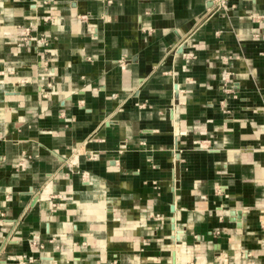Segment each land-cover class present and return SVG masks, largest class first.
<instances>
[{"label": "crops", "instance_id": "1", "mask_svg": "<svg viewBox=\"0 0 264 264\" xmlns=\"http://www.w3.org/2000/svg\"><path fill=\"white\" fill-rule=\"evenodd\" d=\"M225 4L0 0V264H264V0Z\"/></svg>", "mask_w": 264, "mask_h": 264}, {"label": "water", "instance_id": "2", "mask_svg": "<svg viewBox=\"0 0 264 264\" xmlns=\"http://www.w3.org/2000/svg\"><path fill=\"white\" fill-rule=\"evenodd\" d=\"M180 49H182V47L179 48V50ZM231 213H234V212H231ZM238 215H239V213H238ZM171 227H172V229L174 228V217H171ZM175 240H176V238L173 236L172 237L173 243H175ZM172 264H179L178 262L175 261V252L174 251H172Z\"/></svg>", "mask_w": 264, "mask_h": 264}, {"label": "built area", "instance_id": "3", "mask_svg": "<svg viewBox=\"0 0 264 264\" xmlns=\"http://www.w3.org/2000/svg\"><path fill=\"white\" fill-rule=\"evenodd\" d=\"M218 7H226L225 0H217Z\"/></svg>", "mask_w": 264, "mask_h": 264}, {"label": "bare ground", "instance_id": "4", "mask_svg": "<svg viewBox=\"0 0 264 264\" xmlns=\"http://www.w3.org/2000/svg\"><path fill=\"white\" fill-rule=\"evenodd\" d=\"M175 248V247H174Z\"/></svg>", "mask_w": 264, "mask_h": 264}]
</instances>
